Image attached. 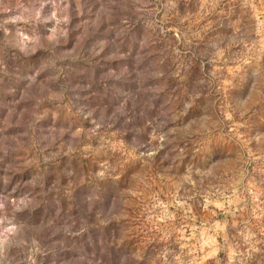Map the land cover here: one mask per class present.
I'll return each mask as SVG.
<instances>
[{
    "label": "rangeland",
    "instance_id": "1",
    "mask_svg": "<svg viewBox=\"0 0 264 264\" xmlns=\"http://www.w3.org/2000/svg\"><path fill=\"white\" fill-rule=\"evenodd\" d=\"M0 264H264V0H0Z\"/></svg>",
    "mask_w": 264,
    "mask_h": 264
}]
</instances>
